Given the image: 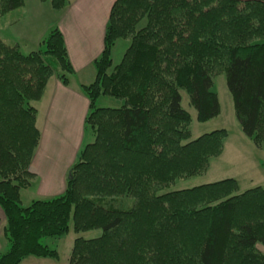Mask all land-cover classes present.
I'll list each match as a JSON object with an SVG mask.
<instances>
[{"label":"trees","instance_id":"obj_1","mask_svg":"<svg viewBox=\"0 0 264 264\" xmlns=\"http://www.w3.org/2000/svg\"><path fill=\"white\" fill-rule=\"evenodd\" d=\"M61 11L67 0H41ZM24 0H0V16ZM127 38L112 66L111 48ZM95 79L81 84L88 99L82 144L64 190L20 202L39 141L37 109L51 76L67 85L73 70L63 36L52 25L25 53L0 34V208L9 246L0 264L57 259L41 238L100 229L75 237L69 264H264V187L240 190L237 179L171 189L204 174L228 131L191 138L196 120L220 113L213 79L224 74L240 131L264 147V0H114L105 23ZM100 95L119 107L95 105ZM264 167V163L262 164ZM131 197L128 207L116 197Z\"/></svg>","mask_w":264,"mask_h":264},{"label":"crops","instance_id":"obj_2","mask_svg":"<svg viewBox=\"0 0 264 264\" xmlns=\"http://www.w3.org/2000/svg\"><path fill=\"white\" fill-rule=\"evenodd\" d=\"M113 2L114 0H67L66 6L60 13H55L47 3L41 0H24V6L20 7L19 13L13 15L16 9L1 16L0 34L7 40L17 42L25 53L36 50L52 21L56 23L62 33L68 60L73 70L67 85L61 83L56 76H51L42 97L33 102L37 109L35 125L40 135L28 166V171L31 173L29 184L21 189L36 187V195L39 198L54 196L64 190L68 168L83 144L84 118L89 102L81 91L80 85L90 83L95 78L93 62L103 49L105 23ZM240 136L244 147L241 152L236 151L239 158L235 159L240 172L239 177L233 178L241 180V182L237 180L241 191L255 186L264 187V167L262 166L264 147L250 145V141H247L244 135ZM191 137L195 138L192 135ZM226 139L218 159L210 160L209 168L205 173L212 167H219L224 159L223 156H226L224 153ZM250 146H252L251 151H243ZM254 154L259 155L258 160L253 157ZM230 166H234V162L230 163ZM220 176L221 174L214 175L213 178L216 179L210 182L223 179L218 178ZM229 177L231 176L226 178ZM21 189L20 202L22 203ZM4 224L5 218L0 208V247L8 243L3 234ZM258 245L257 248L264 253V249ZM38 259H43L44 262L48 260V258Z\"/></svg>","mask_w":264,"mask_h":264},{"label":"rangeland","instance_id":"obj_3","mask_svg":"<svg viewBox=\"0 0 264 264\" xmlns=\"http://www.w3.org/2000/svg\"><path fill=\"white\" fill-rule=\"evenodd\" d=\"M42 2L47 3L46 1H42ZM20 10H21L20 7L17 8L16 12H14L13 15H15V13H19ZM54 11L55 13H60V11H56V10ZM1 16H0V19L2 18ZM52 25H56V23L52 21L51 26ZM128 44H129V39L127 38H122V39H118L115 41V43L113 44L111 48L112 66L117 64L120 61L122 54L125 48L128 46ZM213 82H214L213 88L218 94V99H219V104H220V113L216 117L208 121H205V122H198L196 120V111L194 108L189 106L188 95L183 90L180 91L181 105L190 114V117H191L190 131L193 137L195 136L196 138L197 136L203 133H206L211 130L218 129V128H224L228 131V137L226 139L227 143L225 144V150H224V153L226 154V156H223L224 159L220 162L219 167L217 166L215 168L212 167L207 173L202 174L200 176H194V177L182 180V181H178L176 185L171 187V189H180V188L189 187L195 184L210 182L216 179V178H213V176L216 174H221V176L218 178H226L227 176L239 177L240 167L237 168L238 162H236L235 159L239 158V154L237 152L239 150L241 152L242 148L244 147V144L241 143L242 138H240L241 137L240 135H244V134H242V132L240 131L238 123L235 119L234 112H233L232 99L226 87L224 74H219L216 77H214ZM121 104H122L121 99L113 97V96H109V95H100L95 101V105L99 107L100 106L101 107H119L121 106ZM244 137L246 136L244 135ZM190 139H192V137ZM245 139H248V138L246 137ZM92 140H93L92 135H90L88 132L85 131L83 143L91 142ZM247 141H250L249 142L250 145L253 144L251 140L248 139ZM251 148L252 146H250L247 149H244L243 151L245 152L251 151ZM248 156L249 155L247 154V157ZM217 157L212 158V161L218 159ZM253 157H256L257 160L259 159V155L254 154ZM233 162H234V166H230V163L232 164ZM224 172L226 173L222 175ZM206 177L208 178L207 180L205 179ZM237 180L241 182L240 179H237ZM36 190H37L36 187L21 189L22 206H27L32 198L33 199L39 198L36 195ZM132 201L133 200L131 197H123V196L116 197L114 201V206L128 207L131 205ZM100 232H101L100 229H91V230L76 233L73 231L71 227V223H70L69 230L65 234L61 236H47V237L41 238V243L57 251L58 253L57 259L48 258V260L44 262L42 261L43 259L28 257L22 260L20 264H69L68 259H69L70 250H71L74 238L82 237L85 239H90V238H94L98 236ZM258 244H256V247ZM258 247H262L264 249V247L260 244L258 245ZM7 249H8V243L6 242L3 247H0V253L5 252ZM34 259H37V260H34Z\"/></svg>","mask_w":264,"mask_h":264}]
</instances>
